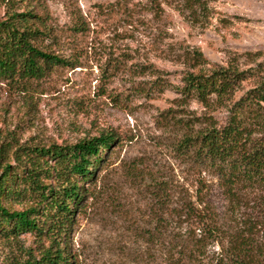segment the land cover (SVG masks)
Segmentation results:
<instances>
[{
	"label": "rangeland",
	"instance_id": "obj_1",
	"mask_svg": "<svg viewBox=\"0 0 264 264\" xmlns=\"http://www.w3.org/2000/svg\"><path fill=\"white\" fill-rule=\"evenodd\" d=\"M23 14L28 21L19 25L41 32L34 45L64 62L42 78H0V176L6 166L11 173L1 203L10 212L38 209L32 218L41 229L0 225V264L58 251L66 264H162L145 234L163 212L197 200L198 177L207 186L199 206L214 210L226 230L208 247L216 264L221 242L250 212L233 210L225 178L199 167L185 140L224 128L264 77V0H0V23ZM229 68L257 75L222 100L183 93L188 74ZM103 135L113 142L101 151L102 163L91 179H77L83 202L72 205L67 228L54 225L30 176L57 188L69 165L54 148ZM235 192L252 198L261 191ZM170 218L171 237L182 236L173 228L187 225Z\"/></svg>",
	"mask_w": 264,
	"mask_h": 264
},
{
	"label": "trees",
	"instance_id": "obj_2",
	"mask_svg": "<svg viewBox=\"0 0 264 264\" xmlns=\"http://www.w3.org/2000/svg\"><path fill=\"white\" fill-rule=\"evenodd\" d=\"M199 0H197L198 2ZM26 14L13 15L7 22L0 23V78H42L45 71L63 63L60 57L41 51L34 41L41 36L39 30H31L19 25L28 21ZM249 56L252 57L251 54ZM202 57V55H200ZM257 71H239L237 69L214 70L210 74L190 73L184 81L185 95H194L203 103L215 96L222 100L228 97L238 85L249 78H254ZM113 140L101 136L80 142L73 147H55L54 156L59 162L68 163V177L55 189H46L39 177L30 176L29 180L41 193L40 203L48 211L47 218L53 219L54 225L65 224L67 228L72 222L75 211L72 205L83 202L82 186L92 178V167L102 163L101 151L111 147ZM186 147L193 150L192 157L200 166L214 169L226 180L227 195L234 211L249 210V216L238 219L240 229L228 233L227 244L221 242L222 252L216 264H264V77L259 78L256 86L250 90L236 106L228 124L221 129L211 128L187 137ZM42 154L52 151L42 150ZM10 166L0 176V197L6 193L11 178ZM74 177L75 180L71 178ZM195 202L185 201L182 212H163L158 218L154 230L145 234L146 243L159 247L162 264H213L208 255V247L221 240L226 230L220 225L218 214L211 208H201L205 203L207 186L201 177L196 179ZM258 189L256 197L237 195L236 190ZM11 193L13 191L9 190ZM49 191L48 194H46ZM263 193V194H262ZM38 209L23 212H10L0 199V225L8 224L11 231L17 233L40 231L35 219L32 218ZM172 222L181 221L186 227L176 223V231H185L182 236L171 237L169 227ZM185 216V217H184ZM184 218V220H183ZM183 220V221H182ZM51 228H56L51 226ZM181 228V229H180ZM4 231H7L4 228ZM65 255L58 251L56 256L48 252L40 261L28 264H66Z\"/></svg>",
	"mask_w": 264,
	"mask_h": 264
}]
</instances>
